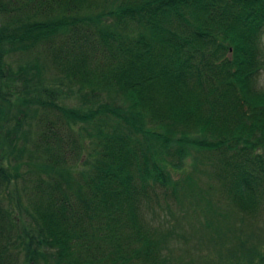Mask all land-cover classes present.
Instances as JSON below:
<instances>
[{
	"label": "trees",
	"instance_id": "16d2710c",
	"mask_svg": "<svg viewBox=\"0 0 264 264\" xmlns=\"http://www.w3.org/2000/svg\"><path fill=\"white\" fill-rule=\"evenodd\" d=\"M263 29L264 0H0V81L39 77L23 87L36 93L24 100L57 114L45 121L22 178L29 201L12 196L16 136L0 152V264H17L19 252L22 264H163L161 238L142 225L140 203L152 202V184L174 192L180 185L189 201H200L195 180L182 176L191 147L209 152L203 163L233 206L257 216L264 206V88L255 84ZM35 51L43 64L12 71L6 61ZM50 68L70 92L109 99L59 103L66 83ZM13 95L9 86L2 96L11 104ZM150 119L156 123L147 126ZM235 245H225L226 264H264L257 247L237 255Z\"/></svg>",
	"mask_w": 264,
	"mask_h": 264
},
{
	"label": "rangeland",
	"instance_id": "374dc122",
	"mask_svg": "<svg viewBox=\"0 0 264 264\" xmlns=\"http://www.w3.org/2000/svg\"><path fill=\"white\" fill-rule=\"evenodd\" d=\"M114 6H116L115 2ZM29 12L27 13H34L35 7L33 10L30 9ZM260 40L264 46V29ZM94 58H97V56L92 55L91 59ZM35 60L39 65L40 62L44 63L38 51L15 59L13 57L6 58L12 71L16 70L18 64H31ZM49 70L48 74L55 78L59 77L58 81H62L63 85L66 83L61 72L56 71L55 68ZM17 79L18 77H11V74H4L2 81H0V106L1 112L4 111L3 113L0 112V152L4 153L5 142H8L9 137L16 136V152L14 151L11 161L19 164L17 170L19 174L16 175L11 184L12 189L16 188L12 196L14 201L21 200L22 203H25L29 201L26 195L29 190L26 191L22 178L26 176L25 170L28 167L32 169L34 166V162H31L36 151L34 144L40 140V131L44 129L45 121L47 119L50 121L56 120L57 114L50 110H44L36 100L29 103L24 100L36 93L30 95L23 93L22 90L25 89L23 87L27 85L34 86V83L39 84V77L29 80L26 85H22V80ZM255 84L260 89L264 88V64L258 72ZM9 86L10 90L14 91L13 99H15L11 104L5 102L4 96H2ZM59 89L61 93L58 96V102L67 106L81 105V107H84L87 103L96 105L99 102H107L109 99L108 94L105 92L92 93V96L85 95V97H82L78 90L70 92L67 83L65 87ZM18 91L20 92L16 93ZM112 100L117 101H113V103H119L115 98ZM18 118L21 119L18 121ZM42 118L43 121L40 123L39 120ZM155 123L156 121L150 119L146 125L151 126ZM81 125L86 126L78 123V127ZM86 127V130H88L89 126ZM86 130L82 131L84 138L87 134ZM69 132L71 131L69 130ZM71 133L76 134L75 132ZM139 136L141 137V135ZM18 148H23L21 154L17 152ZM206 153L209 152L198 151L191 147V152L185 156L183 161L181 160L184 169L182 176L190 175L196 182L195 188L201 189V193H199L200 201H189L191 197L189 195L187 197L183 196L180 185L177 191L174 192L172 187L152 184L147 188L152 202H149V200L144 202V200L140 203L142 225L148 231H154L152 234L156 232L161 238L157 249L161 260L165 259L163 264H226L225 261L229 260L226 256L230 253L228 249H225L226 246L235 245L238 242H241L240 246L242 247L235 245L237 246L235 251L237 255L247 254L250 248L255 249L256 247L264 253V206L259 208L260 213L255 217L237 210L224 194V188L221 186L222 179L215 176L213 166L203 163L204 154ZM18 154L20 155L18 156ZM28 158L30 159L28 160ZM1 159L0 154V161ZM151 159L152 156H149V164ZM262 185L264 187V182ZM226 212H228V215L224 216ZM24 219H28L27 216H24ZM162 235H164L163 241ZM8 251L15 256L16 249L14 247H10ZM23 256L22 252L16 254L17 264H22Z\"/></svg>",
	"mask_w": 264,
	"mask_h": 264
}]
</instances>
